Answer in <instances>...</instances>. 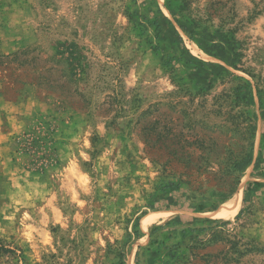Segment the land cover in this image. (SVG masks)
I'll return each mask as SVG.
<instances>
[{"label": "rangeland", "instance_id": "1", "mask_svg": "<svg viewBox=\"0 0 264 264\" xmlns=\"http://www.w3.org/2000/svg\"><path fill=\"white\" fill-rule=\"evenodd\" d=\"M0 264H264V0H0Z\"/></svg>", "mask_w": 264, "mask_h": 264}, {"label": "bare ground", "instance_id": "2", "mask_svg": "<svg viewBox=\"0 0 264 264\" xmlns=\"http://www.w3.org/2000/svg\"><path fill=\"white\" fill-rule=\"evenodd\" d=\"M235 203V202H234ZM232 207V206H231ZM227 209H224V208H222V209H219V210H217L216 212L218 213V214H220V215H226V214H228V213H230V208L229 207H226ZM155 218V217H154ZM152 219V218H151ZM152 221V220H151Z\"/></svg>", "mask_w": 264, "mask_h": 264}, {"label": "trees", "instance_id": "3", "mask_svg": "<svg viewBox=\"0 0 264 264\" xmlns=\"http://www.w3.org/2000/svg\"><path fill=\"white\" fill-rule=\"evenodd\" d=\"M30 140V139H29ZM45 155L44 154H42V156L41 157H44ZM47 158H49L48 156H46ZM37 161H39V160H37ZM253 184H256V185H259V183L258 182H253V183H249L248 184V186H247V189H250V187L253 185ZM218 208V206H214L213 208H212V210H216Z\"/></svg>", "mask_w": 264, "mask_h": 264}]
</instances>
